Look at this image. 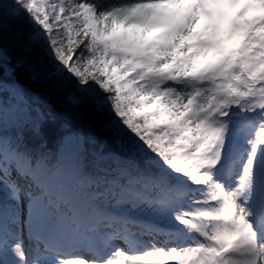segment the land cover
<instances>
[{
    "label": "snow or ice",
    "instance_id": "obj_1",
    "mask_svg": "<svg viewBox=\"0 0 264 264\" xmlns=\"http://www.w3.org/2000/svg\"><path fill=\"white\" fill-rule=\"evenodd\" d=\"M0 264H264V0H0Z\"/></svg>",
    "mask_w": 264,
    "mask_h": 264
}]
</instances>
